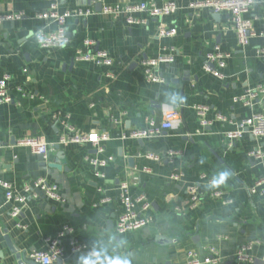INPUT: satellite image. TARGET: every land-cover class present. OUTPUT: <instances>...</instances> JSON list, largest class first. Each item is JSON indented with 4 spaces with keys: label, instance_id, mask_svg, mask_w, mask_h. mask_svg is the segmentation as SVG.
Listing matches in <instances>:
<instances>
[{
    "label": "crops",
    "instance_id": "0c3cea01",
    "mask_svg": "<svg viewBox=\"0 0 264 264\" xmlns=\"http://www.w3.org/2000/svg\"><path fill=\"white\" fill-rule=\"evenodd\" d=\"M139 1L61 0V12L78 7L93 12L69 17L67 45L45 49L34 36L39 29H57L36 16L48 8L47 0H0V13H24L20 20L0 24V78L3 73L11 76L12 98L0 104V180L19 194L27 183L45 178L58 186L62 197L56 201L42 193L28 194L20 205L8 200L0 186L3 264H18L6 236L23 253L44 249L47 238H57L65 248L64 264H82L81 257H90L89 252L103 264L117 256L131 264H187L190 251L202 259L212 253L220 258L217 264H264V196L250 192L255 180L264 177V161L249 155L263 149V141L247 129L232 142L227 137L243 119L264 112V95L252 107L236 99L264 85V61L256 55L264 47V0L246 14L251 23L247 46L239 43L227 13L215 17L208 10L197 13L183 7L161 19L143 13L145 23L129 26L123 18L102 12L105 4ZM163 27H176L177 35L160 37ZM87 39L95 42L91 49L106 50L114 58V77L106 75L105 67L75 59L77 49H86ZM170 46L176 48L175 60L155 67L164 81L148 82L143 61L165 54ZM217 46L230 54L222 78L204 69L207 54ZM175 93L183 98L178 105H172ZM171 108L181 114L176 127L153 138L123 137L146 129L150 119L159 126ZM203 118L208 124H201ZM91 131L109 135L103 151L60 141L63 135ZM29 138L50 142V156L44 159L20 143ZM90 158L108 160L104 178L93 175ZM223 171L229 178L213 186ZM175 174L180 177L175 179ZM124 183L129 194L144 195L151 203L153 221L120 235L115 221L121 205L102 199L117 197ZM193 185L201 193L195 207L188 198ZM216 191L222 194L214 196ZM16 207L21 211L13 216ZM72 243L86 244V252H73ZM249 243L254 261H237L238 249Z\"/></svg>",
    "mask_w": 264,
    "mask_h": 264
},
{
    "label": "built area",
    "instance_id": "2783aa9c",
    "mask_svg": "<svg viewBox=\"0 0 264 264\" xmlns=\"http://www.w3.org/2000/svg\"><path fill=\"white\" fill-rule=\"evenodd\" d=\"M48 8L36 13V16L44 20L47 24L55 23L57 29L49 33L43 29H39L34 36L36 44L45 49L54 47H64L69 41L67 19L71 16L81 17L92 14V9L89 7H78L76 9H68L61 12L59 4L61 0H47ZM259 3V0H167L163 4H159L154 0H143L137 3L128 4H105L102 7V12L114 19L123 18L127 25H135L145 23L147 19L142 15L145 13L147 17L161 19L166 16L177 14L183 7L190 12H201L203 10L212 11L215 13H227L230 15V21L236 29L238 41L242 46H247L250 42V28L251 23L246 18L254 7ZM24 17L23 12H8L0 13V24L5 21L20 20ZM177 35L176 27L162 28L160 29L159 36L162 38L174 37ZM86 49H77L75 52V59L78 61L93 62L99 66L107 68L106 75L108 77H114V72L111 69L114 65V58L106 50H93L91 49L95 42L87 39L85 41ZM165 54H162L155 58H149L143 61L146 66L145 78L151 83H162L164 79L155 71V67L161 64L172 63L175 60L176 48L170 46ZM256 55L264 61V47L256 49ZM230 57L229 53H225L217 46L213 51L209 52L206 56L204 63V69L209 73H212L218 77H223V69L226 67L227 59ZM11 76L7 73H3L0 78V104L8 103L12 101V98L8 92ZM261 95H264V85L259 84L254 90L248 91L247 94L236 98L248 107H252L256 99ZM198 112L204 115V108L198 107ZM115 122H119L118 119H114ZM181 122V114L176 109L166 110L163 114V121L159 126L150 119L148 120V127L143 130H134L128 134H124L123 137L131 138H153L157 136L162 130H167L176 127ZM202 125L208 124V121L203 118L201 120ZM247 129L254 137L261 139L264 145V112L252 113L249 117L243 119L238 129L227 133L228 139L232 142L234 139L241 137L244 130ZM109 140L107 133H99L91 131L87 133H77L70 136H62L60 141L66 143L72 141L73 143L80 145H91L98 151L104 150L105 142ZM21 144L31 147L35 154L40 155L44 159L50 156V152L53 145L50 142L44 141L39 138H29L22 140ZM1 148V144H0ZM249 155L256 160L264 161V148H258L252 150ZM175 153H170V157H174ZM148 157L158 160L159 157L153 154H149ZM90 164L94 167L93 175L96 178H104L105 173L103 168L107 165L108 160H99L96 158L89 159ZM175 179L180 177L179 174L173 175ZM0 186L5 191V197L8 200H15L21 204L27 201V195L38 197L40 193L44 196L61 201L62 197L59 193L58 186L54 183H49L45 178H39L31 183H27L24 186L23 193H15L13 187L0 180ZM129 186L127 183L123 184V190L118 193L117 197L106 196L102 199V203H110L113 200L119 201L121 205V211L116 216L115 229L117 234L123 235L132 231H136L153 221V217L148 214L151 208V203L146 199L144 195L132 196L129 194ZM252 194H260L264 196V177L258 178L250 187ZM189 204L192 207L197 206L201 199V193L199 185H193L189 187ZM222 193L216 191L214 196H220ZM140 205V209L137 206ZM21 211L20 207H16L12 215L17 216ZM63 236V232L61 233ZM253 244H243L240 246L236 253V260L239 262L252 263L254 257L250 254ZM71 250L73 252H86L87 245L84 243H72ZM212 252L216 253L213 249ZM65 254V248L61 244V241L57 238H47L45 240L44 249H35L31 251H25L24 256L28 260H32L37 264H55L57 259L62 258ZM210 256L204 259L198 257L195 252H189V261L187 264H217L220 258L212 253ZM88 256L94 257L95 253L89 252ZM0 264H3L0 262Z\"/></svg>",
    "mask_w": 264,
    "mask_h": 264
},
{
    "label": "clouds",
    "instance_id": "9594fccd",
    "mask_svg": "<svg viewBox=\"0 0 264 264\" xmlns=\"http://www.w3.org/2000/svg\"><path fill=\"white\" fill-rule=\"evenodd\" d=\"M183 102V98L178 94L175 93V98L173 100L172 105H178L179 103ZM230 173L228 171L220 172L218 175V178L213 180V186H220L221 184H224L226 180L229 178ZM82 264H103V261L92 260L91 257H81ZM108 264H131V260L128 258H121L119 256L117 257H109L108 258Z\"/></svg>",
    "mask_w": 264,
    "mask_h": 264
},
{
    "label": "water",
    "instance_id": "95a60500",
    "mask_svg": "<svg viewBox=\"0 0 264 264\" xmlns=\"http://www.w3.org/2000/svg\"><path fill=\"white\" fill-rule=\"evenodd\" d=\"M101 6H102L101 3L97 4V7L100 8ZM212 13H215V12H212ZM218 16H219V13L215 15V17H218ZM51 166L59 168V169L61 168V165L59 164H51ZM5 238L8 243L11 254L14 256V259L16 260L18 264H37L36 262L32 260L26 259L24 256V253L19 251V249L13 244L9 236H6ZM56 264H64L63 259L62 258L57 259Z\"/></svg>",
    "mask_w": 264,
    "mask_h": 264
}]
</instances>
